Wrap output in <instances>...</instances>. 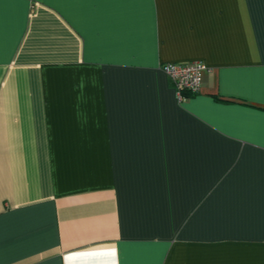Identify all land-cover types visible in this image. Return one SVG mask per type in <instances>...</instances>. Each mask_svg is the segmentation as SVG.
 Listing matches in <instances>:
<instances>
[{
  "label": "crops",
  "instance_id": "obj_1",
  "mask_svg": "<svg viewBox=\"0 0 264 264\" xmlns=\"http://www.w3.org/2000/svg\"><path fill=\"white\" fill-rule=\"evenodd\" d=\"M0 264H264V0H0Z\"/></svg>",
  "mask_w": 264,
  "mask_h": 264
},
{
  "label": "built area",
  "instance_id": "obj_2",
  "mask_svg": "<svg viewBox=\"0 0 264 264\" xmlns=\"http://www.w3.org/2000/svg\"><path fill=\"white\" fill-rule=\"evenodd\" d=\"M160 70L172 82L177 98L181 100L185 93L194 95L200 91L202 76L207 67L195 61L161 64Z\"/></svg>",
  "mask_w": 264,
  "mask_h": 264
}]
</instances>
